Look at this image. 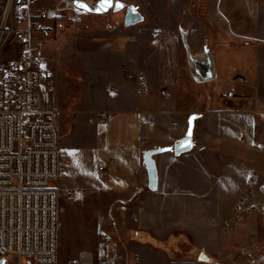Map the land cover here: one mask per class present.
<instances>
[{"label":"crops","instance_id":"crops-1","mask_svg":"<svg viewBox=\"0 0 264 264\" xmlns=\"http://www.w3.org/2000/svg\"><path fill=\"white\" fill-rule=\"evenodd\" d=\"M187 1L112 0L111 7L97 11L78 10L77 0H41L47 13L49 9L56 13L55 38L62 43L51 56L54 70L47 61L54 79L42 89L40 106L56 110L44 100L55 90L62 94L75 74L81 88L80 116L71 138L61 137L60 176L55 183L60 191L72 190L75 198L79 196L74 203L61 200L60 232L68 240L70 255L66 264L97 263L100 228L116 239L113 253L118 264H166V247L182 245L187 233L196 257L199 252L217 253L236 264V253H219L227 241L216 233L215 220L223 222L235 213L248 189L250 171L264 173V156L256 150L257 145L264 146V0H203L208 6L205 14L198 10L197 0ZM79 2L89 9L100 4ZM117 2L123 7L117 8ZM132 4L139 7L145 23L125 27L126 8ZM94 13L104 14L98 23ZM188 17L193 24L186 28L192 49L201 52L207 45L215 61L217 77L197 83L199 94L180 31L173 30L175 22ZM140 74L151 86L143 96L136 93ZM230 89H235V98L221 99L220 94ZM193 113L201 114L195 121V152L160 154L158 188L150 190L144 151L174 145L186 134ZM200 144L207 158L219 156L218 151L228 146L241 153L234 160L228 159V152L219 156L227 161L221 174L207 175L213 185L205 193L183 192V163L199 161ZM188 177L197 179L191 173ZM229 198L233 203L227 210ZM237 227L239 264H264V215L256 212Z\"/></svg>","mask_w":264,"mask_h":264},{"label":"built area","instance_id":"built-area-1","mask_svg":"<svg viewBox=\"0 0 264 264\" xmlns=\"http://www.w3.org/2000/svg\"><path fill=\"white\" fill-rule=\"evenodd\" d=\"M40 3L0 0V261L6 264H58L61 200L76 196L55 186L61 159L58 112L40 106L42 89L54 79L45 57V40L54 30ZM150 91L147 77L140 74L137 95ZM235 94L230 89L222 97ZM256 150L264 156L263 145ZM246 180L248 189L235 207L238 222L256 212L264 215V173L250 171ZM226 228L234 230L230 223ZM116 245L100 228L96 264H118Z\"/></svg>","mask_w":264,"mask_h":264},{"label":"rangeland","instance_id":"rangeland-1","mask_svg":"<svg viewBox=\"0 0 264 264\" xmlns=\"http://www.w3.org/2000/svg\"><path fill=\"white\" fill-rule=\"evenodd\" d=\"M187 1V0H186ZM218 1V0H217ZM188 2V1H187ZM189 3V2H188ZM197 3L199 4V6L197 7L199 11H202L204 14L206 13V10L208 8V6L205 5V2H203V0H197ZM204 4V5H203ZM187 7V6H186ZM218 8V7H217ZM49 9V8H48ZM146 13L150 16V12L149 10H146ZM49 13V20H47V24L50 25L51 27H53L54 32H52V36L49 38H47L45 40L46 43V51H45V56L47 57V61L50 62V64H52L53 66V70H54V63L55 61L52 59V55L55 53L56 51V45L61 42L62 40L60 39H56L55 38V28H57L56 26H54V21L57 20L58 18H56V13L54 10H48ZM104 14H97L94 13V22H99L98 20L100 19V17H103ZM185 19V20H184ZM184 19H179L177 22H175V25L173 27V30L175 32V34H179V26L185 27V28H190V26H192L193 24L190 22V19L188 17V20L186 18ZM72 23V22H71ZM145 23V19L142 23L137 24L135 26L138 25H143ZM150 24H153V26H156V23H152L150 22ZM81 32V31H80ZM70 40V38H69ZM62 43V42H61ZM187 63V60H186ZM187 65V64H186ZM185 67V66H184ZM80 87L78 86V75L75 74L73 76V78L71 77L70 80H67L66 86L63 87V93H58L55 90V95L50 98L49 100L46 99L44 100V104H50L52 107H54L57 111H58V126L60 129V146L62 145V138L63 137L65 140L70 139L71 136L74 134L75 130H76V126H77V122L80 116V114L77 112L78 111V99H79V95H80ZM194 91L195 93L200 92V86L196 83L194 84ZM239 91H243L240 87H239ZM50 95V94H49ZM220 98L223 100H226L222 97V93L220 94ZM69 101V103H68ZM72 103H75L73 105V108H71ZM63 108L65 109L64 112L60 111ZM196 144V143H195ZM195 147V146H194ZM199 153V161L195 164V162H191L189 160H185L183 163V167H182V171L181 173L183 174V182H182V188L181 191H192V190H196V192H204L208 189V186L213 185V182L207 180V175H209L210 173H215V174H221L222 172V166L224 163H226L227 159H224L222 156L219 157L221 154H223L224 152H228L230 154L229 158L230 160H234L236 157L239 156V153H241V151L239 150V148L234 147V146H228L226 147L224 150H220L219 152V156L215 157V158H207L206 157V149H202V144L197 146ZM194 149V148H193ZM191 150L188 153H192L193 151L195 152V150ZM204 153V156H203ZM186 154V153H185ZM184 155V154H182ZM159 156V155H158ZM155 159H157V157ZM181 156V155H180ZM213 169L215 171H213ZM188 173L192 174L193 176H197V179L195 177H192V180L188 177ZM216 183V182H215ZM143 188V187H142ZM145 188V187H144ZM205 193V192H204ZM205 195V194H204ZM79 196L77 195L76 198L74 199H66L69 203H74L75 201H77L79 198ZM125 202L126 199H121ZM233 203V200L229 198V200H227L226 202V209L228 210L229 205ZM119 204H123V203H119ZM237 205V204H236ZM63 203L61 204V212H60V216L62 214L63 211ZM234 214H232V216L228 217L227 219L223 220V222H216L215 220V231L216 233H222L227 241V245H225L221 251H219V253H223L225 250V252H234L236 253L234 260H236V264H239L238 262V257H237V250L239 248V244H238V240H239V227H237V223H240L238 221L234 220ZM125 222L127 221L126 219L124 220ZM232 224L233 227L235 228V230L233 232H229L227 233V229H226V225L227 224ZM185 228V226H183ZM188 239L184 240L182 245H168L166 247V264H199V263H203V264H232V262H230V259H224L222 257H218L217 253L216 254H206L205 252H199V256L196 257V255L194 254V251H196L195 247L191 246L190 242H189V233L186 234ZM59 238H60V246H59V250H58V264H66V261L68 258H70L69 255V244H68V240L65 238L62 239L61 236V232H60V219H59ZM97 251H98V247H97ZM193 251V253H192ZM200 251V250H199ZM217 252V251H216ZM114 254V253H113ZM204 254V255H203ZM115 255V254H114ZM98 257H99V251H98ZM197 258V259H196Z\"/></svg>","mask_w":264,"mask_h":264},{"label":"water","instance_id":"water-1","mask_svg":"<svg viewBox=\"0 0 264 264\" xmlns=\"http://www.w3.org/2000/svg\"><path fill=\"white\" fill-rule=\"evenodd\" d=\"M144 15L136 5H129L126 8L124 17V26L133 27L144 21ZM182 44L185 48L187 55V63L193 80L196 83H207L216 79L215 61L214 56L210 48L206 45L201 52H194L189 42V30L183 27L179 28ZM201 117L199 113H193L188 119V128L184 137L179 139L174 145L155 147L148 149L143 153V164L148 174V188L152 191L158 188V169L156 164V156L173 152L175 155L180 156L182 154L190 152L194 146V128L195 121ZM191 129V136L188 137V131ZM190 141V146H182ZM0 264H6V260L2 259Z\"/></svg>","mask_w":264,"mask_h":264},{"label":"snow or ice","instance_id":"snow-or-ice-1","mask_svg":"<svg viewBox=\"0 0 264 264\" xmlns=\"http://www.w3.org/2000/svg\"><path fill=\"white\" fill-rule=\"evenodd\" d=\"M76 6H77L78 10L84 9V10H97V11H100V10H106L108 7H111L112 6V0H100L99 6L97 8H95V9H89L87 5H85L83 3H80L79 0H77V5ZM115 6L117 8L123 7V5L120 4L119 2H117ZM187 135L190 138L191 129H189ZM182 146H190V141L187 144H183Z\"/></svg>","mask_w":264,"mask_h":264}]
</instances>
